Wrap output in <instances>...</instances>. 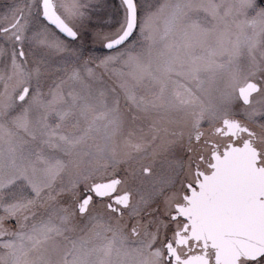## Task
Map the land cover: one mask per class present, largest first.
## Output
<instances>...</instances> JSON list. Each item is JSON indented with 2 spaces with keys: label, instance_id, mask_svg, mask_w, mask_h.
<instances>
[{
  "label": "snow or ice",
  "instance_id": "obj_1",
  "mask_svg": "<svg viewBox=\"0 0 264 264\" xmlns=\"http://www.w3.org/2000/svg\"><path fill=\"white\" fill-rule=\"evenodd\" d=\"M0 264H264V0H0Z\"/></svg>",
  "mask_w": 264,
  "mask_h": 264
}]
</instances>
